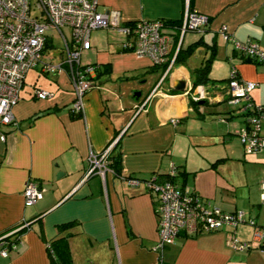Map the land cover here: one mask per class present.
Listing matches in <instances>:
<instances>
[{
    "label": "crops",
    "instance_id": "crops-1",
    "mask_svg": "<svg viewBox=\"0 0 264 264\" xmlns=\"http://www.w3.org/2000/svg\"><path fill=\"white\" fill-rule=\"evenodd\" d=\"M187 2L98 0L99 10L115 9L123 22L175 21L166 28L175 56L179 48L201 41L183 61L153 64L148 56L122 50L125 35L116 28L93 29L84 49L91 55L86 63L98 64L100 73L78 115L71 111L74 91L67 69L49 73L36 65L32 69L45 72L46 79L30 85L26 72L13 106L17 124L0 123L5 134L0 138V236L25 229L15 248L0 253V264H50L47 243L58 232L69 234L73 264H156V198L142 181L128 178L166 174L172 165L184 172L180 183L224 210H243L245 218L212 231H181L164 248L163 264H264V241L252 237L255 225L264 227V149H244L237 131L245 126V115L239 104L227 101L223 83L234 67L240 79L257 82L250 98L264 108V64L243 59L224 36L264 48V0H192L191 8L206 14L208 23L180 35L175 26ZM214 46L209 76L220 84L193 85L192 69ZM179 80L183 89L174 88ZM36 87L50 95L36 97ZM202 89L193 108L190 98ZM149 94L150 102L138 109ZM260 125L264 132V117ZM110 144L109 156L120 153L121 175L107 171L104 178L85 177L90 150ZM28 179L43 187L42 197L29 205L23 196ZM66 222L72 223L58 229Z\"/></svg>",
    "mask_w": 264,
    "mask_h": 264
},
{
    "label": "built area",
    "instance_id": "built-area-1",
    "mask_svg": "<svg viewBox=\"0 0 264 264\" xmlns=\"http://www.w3.org/2000/svg\"><path fill=\"white\" fill-rule=\"evenodd\" d=\"M98 0H0V123L17 124L13 106L20 98V89L27 70L41 63L42 70L58 73L67 69L74 91L71 110L82 112L84 96L93 86V78L99 67L96 63H81V52L91 45L90 34L93 29L114 27L125 35L120 43L122 50L138 56H148L153 64H171L175 53L171 54L172 37L166 28L164 19H140L136 21L120 20L115 9L99 10ZM208 16L192 9L186 4L184 17L176 27L182 35L188 30H202L208 23ZM70 29V39L64 34L63 27ZM225 28L222 30L224 31ZM51 30L58 31L63 40V54L60 61L51 63L42 59L44 46L52 40ZM225 38L232 39L234 47L264 64V48L253 40L240 41L225 32ZM227 82L230 94L229 102L237 104L243 101L241 109L248 111L247 125L239 128L237 134L246 151L264 149V132L261 131V119L264 111L250 98V91L257 85L252 80L240 79L232 67ZM195 95L194 98H201ZM36 97L50 95L45 89L36 87ZM151 94L137 105L143 109L150 102ZM175 123L176 118H170ZM0 138L5 139L1 133ZM111 144L99 152L90 150L87 156L85 177L99 174L104 178L107 171L113 169L108 165ZM177 170L172 165L166 177L151 173L147 177H129L130 183L142 181L148 192L156 198L157 238L154 249L158 252L156 264H162L164 248L184 231L196 234L218 229L222 224L236 225L244 220V211L237 209L226 211L204 199L194 188H190L173 179ZM261 200L264 202V180L260 183ZM43 195L42 185L28 179L24 189V203L29 205ZM253 223V219H249ZM18 228L4 235L16 231ZM0 236V253L7 255L15 248L16 241L9 242ZM253 240L264 241V228L255 227ZM242 245V244H241Z\"/></svg>",
    "mask_w": 264,
    "mask_h": 264
},
{
    "label": "trees",
    "instance_id": "trees-1",
    "mask_svg": "<svg viewBox=\"0 0 264 264\" xmlns=\"http://www.w3.org/2000/svg\"><path fill=\"white\" fill-rule=\"evenodd\" d=\"M191 4H192V0H189V7L190 8H191ZM164 21L167 22V24H169L170 22H171V24H174L175 23V21L172 22L170 20L169 21L164 20ZM200 41H198V43L197 42L190 43L185 48H179L178 51H177V53H176V56H175L174 61H183L184 58L190 52L193 51L195 45L199 44ZM50 44H51V42L48 39L47 42H46V44H45V46H44V49L43 50H45ZM240 53L242 54L241 56L244 57L243 59L252 60L254 62H259V63L263 64L261 60H255V59H253V57L247 56V55H245L241 51H240ZM214 58H215V46L211 49L210 54L202 60L201 64L198 65V66H196V67H194L192 69L193 85H195V84L203 85L204 83H208V82H211V84H214V83L215 84L216 83L217 84H220V82H216L217 80L215 78H212V77L209 76V71H210L211 63H212V60ZM165 65H167V64H165ZM98 68H97V73H100V70ZM229 78L230 77H228L227 80L225 82H223L225 84V87L224 88H225L226 93H227V101L228 102H229L230 94L227 91V82H228V79ZM220 80H223V79H219L218 81H220ZM198 99H196L194 97L193 98H190V104H191V106L193 108L196 106ZM237 104H239V103H237ZM241 104H243V101L240 102L239 109L241 111H243V113L245 115V121H246V124L245 125H247V114L249 112L242 110L241 109ZM260 107L264 111L263 106L260 105ZM79 113L80 112H74V111H72V115L73 116L78 115ZM223 119H225V118H223ZM108 157H109L108 165L113 169L114 174L115 175H121V156H120V153L119 152H116L114 154H111ZM176 170H177L176 176L171 177V178L176 179V180L179 181V178L181 177L182 174H184V172L183 171L182 172L179 171L177 167H176ZM157 174H158L159 177H166V175H167V173L166 174H159V173H157ZM131 177H134V176H131ZM181 185H183V183H181ZM226 211H229V210H226ZM70 223H72V222L61 223V224L58 225V229H60V230L61 229H64ZM253 224H255L254 219H253ZM24 227L25 226H21L16 231H13V232L9 233L8 235H4L3 236L4 239L7 240V241H9V242H11V241L15 242L16 241V244H15V246H16L17 243L21 240L22 231L25 229ZM255 227H261V226L255 225ZM262 228H264V227H262ZM68 235L69 234H62L61 232H58V234H56L55 236H53L48 241V243H47V249H48V253H49V259H50L49 261H50V264H73L72 256H71V251H70V246H69V242H68ZM163 261L164 260H162V262Z\"/></svg>",
    "mask_w": 264,
    "mask_h": 264
},
{
    "label": "rangeland",
    "instance_id": "rangeland-1",
    "mask_svg": "<svg viewBox=\"0 0 264 264\" xmlns=\"http://www.w3.org/2000/svg\"><path fill=\"white\" fill-rule=\"evenodd\" d=\"M63 31L66 38L69 40L71 36L69 27L64 26ZM49 33L51 34L52 37L51 44L45 49L42 59L45 61H49L51 63H57L60 61L61 54H63V40L58 31L51 30ZM90 59H91V55L88 53V50H82L80 57L81 63L85 64L86 62H90ZM38 65H41V63L39 62ZM27 72L29 73V74L27 73L28 77H26L27 85H30V82H34V81H36L37 83H42L44 79H46L45 72L42 71L37 72L36 69L34 68L33 69L31 68V71L30 72L27 71ZM36 77L37 79H35Z\"/></svg>",
    "mask_w": 264,
    "mask_h": 264
},
{
    "label": "water",
    "instance_id": "water-1",
    "mask_svg": "<svg viewBox=\"0 0 264 264\" xmlns=\"http://www.w3.org/2000/svg\"><path fill=\"white\" fill-rule=\"evenodd\" d=\"M184 80H179L175 85H174V88L176 89H183L185 87V84H184ZM140 92L137 91L136 94H139Z\"/></svg>",
    "mask_w": 264,
    "mask_h": 264
}]
</instances>
